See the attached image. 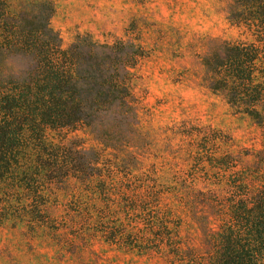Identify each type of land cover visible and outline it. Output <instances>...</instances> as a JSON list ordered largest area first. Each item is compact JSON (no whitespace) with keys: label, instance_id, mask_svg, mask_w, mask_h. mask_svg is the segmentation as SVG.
I'll list each match as a JSON object with an SVG mask.
<instances>
[{"label":"rangeland","instance_id":"1","mask_svg":"<svg viewBox=\"0 0 264 264\" xmlns=\"http://www.w3.org/2000/svg\"><path fill=\"white\" fill-rule=\"evenodd\" d=\"M8 1L16 19L24 12L49 20L61 48L80 51L82 73L94 57L104 58V45L113 47L138 120L125 129L115 116L121 145L115 149L102 143L108 140L101 130L48 132L54 143L98 150L105 186L73 176L45 178L33 184L36 194L15 179L0 182V264H186L167 256V247L120 246L106 235L132 231V243L140 245L151 216L160 214L182 240L201 244L193 213L208 215L217 228L221 220L206 197L228 196L227 176L245 174L264 152V126L235 113L204 85L201 60L216 40L245 38L225 19L227 0ZM46 2L50 16L41 12ZM35 65L29 57L0 55V69L23 73ZM226 154L233 158L228 171L206 161ZM102 187L107 192L99 193ZM188 195L195 206L187 204ZM140 196L145 212L125 207Z\"/></svg>","mask_w":264,"mask_h":264},{"label":"trees","instance_id":"2","mask_svg":"<svg viewBox=\"0 0 264 264\" xmlns=\"http://www.w3.org/2000/svg\"><path fill=\"white\" fill-rule=\"evenodd\" d=\"M9 8L8 0H0V55L29 57L36 65L23 73L0 69V182L15 179L26 191L36 194L38 189L33 184L45 178L62 181L73 176L105 186L98 150H77L63 141L54 143L48 132L87 127L92 133L105 132L108 141L102 143L107 147H121L115 139L120 138L115 116L123 120L125 129L133 130L138 114L119 70V56L113 47L104 45L109 50L100 51L104 58L94 57L82 73L85 61L80 51L62 49L49 20L41 22L24 12L16 19ZM52 11V3L41 5L42 13L50 16ZM224 12L228 24L245 38L216 40L201 60L204 85L235 113L264 126V0H227ZM122 115H127L129 122ZM84 153L86 158L81 161L75 158ZM232 160L227 154L206 159L210 166L223 171L230 170ZM225 183L231 191L228 196L214 200L206 197L221 220L217 228L210 226L208 215L193 213L202 232L197 246L182 240L178 227H169L160 214L151 216L153 223L140 245L132 243V231H112L106 241L146 250L167 247V256L186 264H264V152L245 174H229ZM102 191L107 192L104 187L98 190ZM145 202L140 196L125 207L145 212ZM186 202L195 206V196Z\"/></svg>","mask_w":264,"mask_h":264}]
</instances>
